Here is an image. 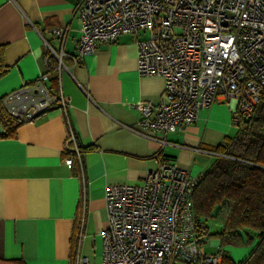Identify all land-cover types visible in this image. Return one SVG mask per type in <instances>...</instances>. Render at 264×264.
I'll use <instances>...</instances> for the list:
<instances>
[{"label": "crops", "instance_id": "1", "mask_svg": "<svg viewBox=\"0 0 264 264\" xmlns=\"http://www.w3.org/2000/svg\"><path fill=\"white\" fill-rule=\"evenodd\" d=\"M78 1L0 0L1 106L6 92L46 70L48 52L41 33L49 38V28L65 29L63 43H51L56 50L75 52L80 35L74 13ZM62 61L60 72H51L49 84L58 90L59 76L61 91L70 100L67 117L54 107L34 121L18 124L9 136L3 135L0 118L2 260L82 264L85 257L87 264H101L107 185L141 183L161 160L201 175L219 155L214 147L238 130L231 121L235 101L219 99L200 109L197 118L179 131L159 133L157 138L138 132L140 112L135 102L158 103L164 79L139 75L137 45L129 33L99 43L76 66L66 56ZM69 128L76 137L82 169L74 154L72 166L64 162ZM206 241L215 248L207 251ZM220 247L209 229L206 252L224 249L236 261L244 258L231 253L232 245Z\"/></svg>", "mask_w": 264, "mask_h": 264}, {"label": "built area", "instance_id": "2", "mask_svg": "<svg viewBox=\"0 0 264 264\" xmlns=\"http://www.w3.org/2000/svg\"><path fill=\"white\" fill-rule=\"evenodd\" d=\"M74 13L80 35L74 53L63 43L65 29L41 33L47 50L46 70L4 94L2 106L16 123L31 122L54 107L66 115L69 96L60 79L55 90L51 72H60L64 56L76 66L101 42L111 43L124 33L137 45V71L161 76L164 89L158 103L138 100V127L145 136L181 130L200 109L219 99H232L231 121L241 127L253 114L264 90V0H79ZM64 162L82 158L69 128ZM200 175L161 160L141 183L105 187L107 226L101 264H220L221 252H206L209 227L195 219L191 194ZM82 264L87 259L82 258Z\"/></svg>", "mask_w": 264, "mask_h": 264}, {"label": "trees", "instance_id": "3", "mask_svg": "<svg viewBox=\"0 0 264 264\" xmlns=\"http://www.w3.org/2000/svg\"><path fill=\"white\" fill-rule=\"evenodd\" d=\"M0 118L5 127L3 135H12L18 123L1 104ZM241 125L234 137L214 147L219 155L200 175L191 205L195 219L211 220L221 227L212 233L219 238L220 248L249 243L252 247L239 261L222 249L220 264H264V90L253 114Z\"/></svg>", "mask_w": 264, "mask_h": 264}, {"label": "rangeland", "instance_id": "4", "mask_svg": "<svg viewBox=\"0 0 264 264\" xmlns=\"http://www.w3.org/2000/svg\"><path fill=\"white\" fill-rule=\"evenodd\" d=\"M234 126L237 127V129H238V126H236V125H234ZM203 221L206 222V220H203ZM207 225H208L211 233H214L217 230V228H215V226H216L215 223L210 222ZM207 237L205 238V240L207 239ZM205 243H206L205 245H206V250L207 251L213 250V248H215V247H213L211 245H208L207 241ZM232 246L234 247V249L231 251V253L233 255H236V256H241V258H243V257L245 258L246 256H248V254H249V252L251 251V248H252V247H250L248 250L244 251L243 248L246 247V245H236V246L232 245ZM0 264H6V263H3V262L0 261Z\"/></svg>", "mask_w": 264, "mask_h": 264}]
</instances>
